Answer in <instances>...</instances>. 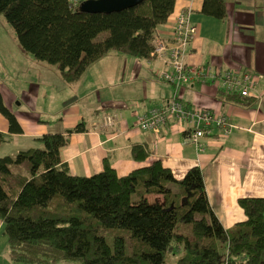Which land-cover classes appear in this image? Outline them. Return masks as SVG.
I'll use <instances>...</instances> for the list:
<instances>
[{"label": "trees", "instance_id": "obj_1", "mask_svg": "<svg viewBox=\"0 0 264 264\" xmlns=\"http://www.w3.org/2000/svg\"><path fill=\"white\" fill-rule=\"evenodd\" d=\"M177 0H143L112 13H89L71 0H0V15L16 31L24 51L55 64L68 83L111 50L152 58L157 28ZM202 12L225 19V0H204ZM230 95H237L231 94ZM9 133L23 127L0 91ZM45 133L41 146L0 157V219L13 264H264V196H242L246 219L227 229L208 197L199 165L177 177L158 158L119 175L108 162L91 175L74 174L61 149L70 134ZM7 134L0 131V142ZM135 159L150 157L145 144ZM104 230L127 231L140 249L130 252L123 234L109 243Z\"/></svg>", "mask_w": 264, "mask_h": 264}, {"label": "crops", "instance_id": "obj_2", "mask_svg": "<svg viewBox=\"0 0 264 264\" xmlns=\"http://www.w3.org/2000/svg\"><path fill=\"white\" fill-rule=\"evenodd\" d=\"M203 1L177 0L167 22L157 28L153 44L160 39L171 40L177 15L190 10L197 32L185 55L188 66L250 72L255 85L248 97L230 95L218 80L206 82L198 75L180 90V97L189 105L227 114L233 124L229 135H222L216 129L213 135L204 138V150L199 151L188 141L185 125L170 122L162 131L141 129L137 115L166 104L174 95L172 87L158 76V71L170 66L161 58H147L156 65L148 64L146 59L143 65L129 58L123 69L102 57L96 63L107 74V81L91 89L97 93V105L88 108L81 101H74L54 128L53 119L37 112L38 102L31 88L29 97L23 96L20 103L26 109L17 113L13 104L18 95L11 86L1 82L0 91L17 114L23 132L9 133V123L0 112V131L7 134L6 141L0 142V157L39 147L38 139L45 133H65L84 122L85 131L71 133L69 144L61 149L63 161L74 174H94L108 162L119 175H125L158 158L180 178L191 167L199 165L210 202L224 227L230 229L244 221L246 216L239 198L264 196V0H225L228 11L225 19L203 13ZM93 65L76 83L66 82L83 85ZM11 67L15 69L17 65L11 64ZM135 144H145L150 157L137 161L132 153ZM0 264H13L2 219Z\"/></svg>", "mask_w": 264, "mask_h": 264}, {"label": "built area", "instance_id": "obj_3", "mask_svg": "<svg viewBox=\"0 0 264 264\" xmlns=\"http://www.w3.org/2000/svg\"><path fill=\"white\" fill-rule=\"evenodd\" d=\"M71 1L76 6L84 0ZM196 32L197 26L192 20L190 10L181 11L175 21L172 39L169 41L160 39L154 45L152 58H161L170 66V69L158 71V76L171 83L175 91L166 104H159L139 113L137 120L141 129L155 132L164 130L170 122L185 125L188 129V141L194 143L199 151H203L205 137L213 135L216 129L222 135H229L233 124L227 114L189 105L180 97V90L188 86L198 75L206 82L218 80L221 88L227 93L248 97L251 95L255 80L250 72H246L247 70L228 68L217 71L211 67L193 69L188 66L185 55ZM111 123L112 121L109 122Z\"/></svg>", "mask_w": 264, "mask_h": 264}, {"label": "rangeland", "instance_id": "obj_4", "mask_svg": "<svg viewBox=\"0 0 264 264\" xmlns=\"http://www.w3.org/2000/svg\"><path fill=\"white\" fill-rule=\"evenodd\" d=\"M118 53L120 51L113 49L103 58H109L108 60H111V64L121 65L123 69H125L124 65L129 61V58L133 60L137 59L141 64L145 65L144 58H137L126 53L118 55ZM146 61L148 64L150 63L148 59ZM152 62L150 65H156V63ZM11 64H16L17 67L14 69L11 67ZM22 64H25V66L23 67ZM97 64L93 65V68L88 71L89 77L83 85H80V82L76 85L68 84L62 77L57 65L39 60L31 53L24 51L16 31L5 16L0 15V83L4 82L6 85L11 86L16 95H18V100L13 104V109L17 113L20 110L26 109L20 103L23 101V96L29 97L30 88L36 95L38 102L37 112H44L42 117L53 119L51 123L52 128L61 122L62 117L66 115L74 101L76 103L81 101L88 108L94 107L97 105L98 99L97 93L91 89L98 86L99 82L103 83L107 81V74L104 75L103 70L98 69L99 65ZM163 82L171 86L173 92L175 91V87L171 83L165 80ZM80 98L82 99L79 100ZM103 232L111 244H113L114 236L123 234L127 241V249L132 253L141 248L136 240L128 237L127 231L104 230ZM182 254V249L169 252L166 256V262L168 264H175Z\"/></svg>", "mask_w": 264, "mask_h": 264}, {"label": "water", "instance_id": "obj_5", "mask_svg": "<svg viewBox=\"0 0 264 264\" xmlns=\"http://www.w3.org/2000/svg\"><path fill=\"white\" fill-rule=\"evenodd\" d=\"M143 0H84L79 9L89 13H112L135 6Z\"/></svg>", "mask_w": 264, "mask_h": 264}]
</instances>
